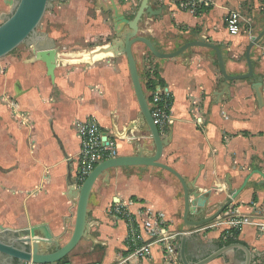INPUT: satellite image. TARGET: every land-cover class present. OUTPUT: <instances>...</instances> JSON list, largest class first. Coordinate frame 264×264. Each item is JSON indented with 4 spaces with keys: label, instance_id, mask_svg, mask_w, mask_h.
Segmentation results:
<instances>
[{
    "label": "crops",
    "instance_id": "0c3cea01",
    "mask_svg": "<svg viewBox=\"0 0 264 264\" xmlns=\"http://www.w3.org/2000/svg\"><path fill=\"white\" fill-rule=\"evenodd\" d=\"M70 1L72 7L83 3L82 0ZM180 1L149 0L153 8H163L159 14H145L138 33L155 40L165 51L175 49L184 41L204 38L223 47L228 73L245 72V49L242 59L237 56L232 59L229 52L239 51L241 46L237 43L245 40L243 46L246 48L253 32L261 29L264 2L209 0L210 3H203L196 12H191L179 8ZM114 2L130 19L140 0ZM110 3L111 0L95 1V10L108 12L111 20L97 26L95 32L91 27L87 30L89 34L94 32V37L106 36L102 42L88 48L66 49L70 36L55 25L51 30H40L53 41L57 52L52 79L43 61L30 60L33 56L30 46L24 45L20 54L9 53L0 58V224L4 227L25 231L35 227L39 235L45 227L51 237L59 238L61 243L67 241L76 208L75 201L67 195V180L74 178L80 148L76 121L95 117L103 130L115 136L117 155L132 153L128 141L134 136L137 137L135 143L145 146L146 152L154 151L149 134L141 124L126 56L112 51L98 52L115 37ZM245 5L252 8L250 12L256 28L252 29L251 19L242 14ZM78 8L74 7L80 13ZM9 9L4 4L0 17ZM232 10L240 13L241 23L246 22L245 28L242 26L236 35L229 34L224 20ZM85 12L86 9L83 15ZM242 31L246 36L236 38ZM109 33L112 37H108ZM138 44L142 43L132 45V52L140 75L144 66L154 64L164 81L163 87L172 96L168 126L171 138L163 147L159 161L189 181L196 179L195 186L202 194L211 191L203 215L213 213L249 173H255L249 185L223 212L195 229L185 228L182 223L181 185L172 173L155 166L112 168L108 177H99L94 185L95 198L89 206L87 234L64 261L69 264H128L121 263L129 253L128 227L123 219L111 214L110 208L115 203L132 213L140 226L145 213L151 212L160 215L172 232L194 230L187 244V256L191 261L207 255L218 246L220 237L233 236V232L252 251L261 253L256 258L263 259L264 231L255 224L264 219L263 89L262 99H259L248 79H233L228 81V90L217 97L215 92L221 88L222 75L210 48L192 47L184 56L159 59L145 56ZM251 58L254 72L264 80L262 40L252 51ZM132 123H135L134 128L127 131ZM237 215L248 217L253 223L244 224L240 229L232 228L228 221ZM142 234L147 238L146 232ZM149 250L147 259L132 257L129 264H171L167 263L159 244H152ZM239 253L231 250L206 264H232Z\"/></svg>",
    "mask_w": 264,
    "mask_h": 264
},
{
    "label": "water",
    "instance_id": "95a60500",
    "mask_svg": "<svg viewBox=\"0 0 264 264\" xmlns=\"http://www.w3.org/2000/svg\"><path fill=\"white\" fill-rule=\"evenodd\" d=\"M52 0H4L9 6V12L0 17V58L11 53L20 44L30 46L33 56L31 61L41 60L45 63L48 76L52 79L56 66V48L51 39L45 32L38 30V25L45 11L51 6ZM112 10L115 37L111 44L100 47L98 52L112 51L114 54L124 53L127 60L128 72L134 91L136 101L139 106V117L141 124L153 143L154 151L146 152L145 146L136 142V136L128 142L132 146V153L128 155H116L104 160H100L85 177L80 186H77L75 179L67 180V195L76 203L73 229L65 243H61L57 237H51L49 232L43 228L42 235L36 234V228L28 230L10 229L0 224V264H25L27 262L37 264H69L64 261L65 256L74 248L78 241L87 234L88 231V211L89 206L94 201V185L101 176L108 177L109 170L112 168H131L155 166L172 173L181 185L180 197L183 198V208L181 220L185 228H199L215 219L232 202L236 195L249 185V179L253 173H249L241 185L233 189L226 198L209 215H203L210 198L211 191L207 190L204 194L195 186L196 179L188 180L178 173L174 168L159 161L162 149L168 144L171 138V128L168 127L167 136H162L151 116L148 104V94L144 91L141 82V75L138 71L137 63L132 52L134 43H142L149 52L156 58L167 59L177 56H184V52H191L192 47L210 48L216 55L217 63L222 75L221 88L215 92L219 97L224 91L228 90V81L233 79H248L258 96L262 99V75L254 72L252 51L264 42V23L256 34L251 37L244 52L247 65L245 72L230 74L225 67L223 47L206 41L204 38H196L182 42L173 50L165 51L159 48L158 43L148 36L141 35L139 23L142 17L159 14L163 7L153 8L149 0H140L137 10L132 18H127L114 0L108 7ZM135 123L127 127V131L133 129ZM263 177L260 171H256ZM252 184V182L250 183ZM195 216L194 219L190 216ZM195 233L194 230L180 231L178 234V258L181 264H206L209 261L225 255L231 250L240 251L243 255L242 264H252V261L261 255L259 252L252 251L244 242H231L211 249L207 255L191 261L187 256V244Z\"/></svg>",
    "mask_w": 264,
    "mask_h": 264
},
{
    "label": "built area",
    "instance_id": "2783aa9c",
    "mask_svg": "<svg viewBox=\"0 0 264 264\" xmlns=\"http://www.w3.org/2000/svg\"><path fill=\"white\" fill-rule=\"evenodd\" d=\"M203 3L207 5L210 1L181 0L178 6L183 10L196 12ZM224 20L230 35H236L242 30L241 16L237 10L230 11ZM262 89L264 92V80ZM147 94L151 116L158 128V132L162 136H165L170 121L171 93L166 87L157 85L154 90H150ZM74 124L79 137L80 148L77 169L73 179H75L76 185L80 186L98 161L117 155V142L115 136L111 132L107 133L103 130L93 116H87L83 120L76 121ZM110 212L114 218L123 219L128 227L126 244L129 253L121 260V263L129 264V260L132 257L147 259L150 255L149 247L152 244H159L167 263L181 264L177 249L179 232L170 231L160 215L146 212L143 220L144 223L140 226L139 221L121 204H113ZM228 222L235 229H240L244 224L253 223L250 218L238 215L231 217ZM255 224L261 231H264V219L255 222ZM143 231L146 232L147 238L143 236ZM25 264L37 263L27 262ZM252 264H264V258H256L252 261Z\"/></svg>",
    "mask_w": 264,
    "mask_h": 264
},
{
    "label": "rangeland",
    "instance_id": "374dc122",
    "mask_svg": "<svg viewBox=\"0 0 264 264\" xmlns=\"http://www.w3.org/2000/svg\"><path fill=\"white\" fill-rule=\"evenodd\" d=\"M83 3H79L78 5H81L82 8H78V5L71 6V1L70 0H52L51 1V6L45 11L41 22L38 25V30H51L52 28H61L62 30L65 31V34L69 35V42L66 44L68 47L66 49H76V48H82V47H89L92 46L94 43H99L102 42V38H106V36H96L94 37V32L95 28L97 26H100L106 23H110V18H109V13L108 12H103L99 10H95L94 4L96 0H82ZM107 2V0H104ZM264 2L263 0H261ZM4 1L0 0V9L2 6H4ZM246 4L249 6V3L246 2ZM246 6V5H245ZM78 8L80 13H78L75 9ZM86 9L85 14L83 15L84 11ZM252 10L248 9L246 6V9L242 11V14L244 17L250 20V25L253 28H256V23L252 19V13L250 12ZM49 17H54V19L51 21ZM55 21V22H54ZM94 21V22H93ZM92 23V24H89ZM243 29L245 28V23L242 22ZM55 25V26H54ZM110 25V24H109ZM93 28V33L89 34L87 30ZM248 27V24H246V28ZM111 32V31H110ZM257 32V31H256ZM256 32L251 35L253 37ZM97 34V33H95ZM246 36L244 31L240 33L236 38L242 39V37ZM108 37H112V33H109ZM107 37V38H108ZM250 37V38H251ZM65 38V37H63ZM92 38V39H91ZM247 39V37L245 38ZM241 41V40H240ZM246 42H238L239 51L237 50H232L229 52L230 57L232 59H235V56L238 57V59H242V55L244 52V47L243 44ZM25 44H20L18 47H16L11 53L15 54H20L21 51L24 50ZM141 50H144V55H148V49L143 45V44H138ZM152 66H155L154 64H150V66H144L143 71H150L153 69ZM156 67V66H155ZM131 136V133H129ZM239 257L232 262V264H242L243 261V255L242 253L238 254Z\"/></svg>",
    "mask_w": 264,
    "mask_h": 264
},
{
    "label": "trees",
    "instance_id": "16d2710c",
    "mask_svg": "<svg viewBox=\"0 0 264 264\" xmlns=\"http://www.w3.org/2000/svg\"><path fill=\"white\" fill-rule=\"evenodd\" d=\"M264 1V0H263ZM148 55L150 57H153V55L148 51ZM253 61V60H252ZM153 69L150 71H144L141 74V82L143 85V89L146 93H148L150 90H154L157 85L163 86L164 81L163 79L159 76V71L157 67L153 66ZM255 198V194L253 195ZM236 232H233V236H225V237H220L218 240V246H222L231 242H242L235 236Z\"/></svg>",
    "mask_w": 264,
    "mask_h": 264
}]
</instances>
